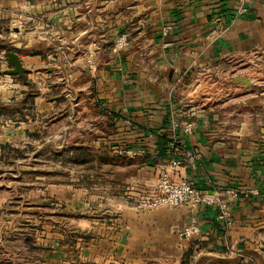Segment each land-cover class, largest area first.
I'll use <instances>...</instances> for the list:
<instances>
[{"label": "crops", "instance_id": "1", "mask_svg": "<svg viewBox=\"0 0 264 264\" xmlns=\"http://www.w3.org/2000/svg\"><path fill=\"white\" fill-rule=\"evenodd\" d=\"M240 5L0 0V52L16 51L26 69L23 78L0 60V168L25 156L41 175L42 204L53 198L74 233L91 232L67 243L70 228L44 222L40 207L42 264H264V0L237 14ZM122 32L130 44L114 54ZM176 139L199 157L169 168L172 180L209 192L260 187L231 200L230 229L201 206V232L180 239L194 210L136 207ZM51 173L72 186L48 191Z\"/></svg>", "mask_w": 264, "mask_h": 264}, {"label": "rangeland", "instance_id": "2", "mask_svg": "<svg viewBox=\"0 0 264 264\" xmlns=\"http://www.w3.org/2000/svg\"><path fill=\"white\" fill-rule=\"evenodd\" d=\"M0 60L4 61L0 52ZM16 155L18 162L11 160L0 168V264H42V245L39 242L41 234V222L59 220L70 228L68 214L58 210L56 201L50 198L43 205V200L37 198L38 192L43 189V181L38 170L27 169L21 164L25 156ZM24 157V158H23ZM24 162V161H23ZM45 167L42 168L44 170ZM45 171V170H44ZM40 177V178H37ZM48 191H57L62 185H71L67 178L51 173L45 183ZM46 208L49 219H41L38 209ZM60 211V212H59ZM45 215V216H46ZM71 228L67 230V243H71L74 234L89 236L91 232L74 233Z\"/></svg>", "mask_w": 264, "mask_h": 264}, {"label": "built area", "instance_id": "3", "mask_svg": "<svg viewBox=\"0 0 264 264\" xmlns=\"http://www.w3.org/2000/svg\"><path fill=\"white\" fill-rule=\"evenodd\" d=\"M250 0H240L241 5L237 10V14H243L246 11L245 4ZM130 44L129 35L127 32L120 33L114 43L111 51L114 54H119L126 49ZM50 59L53 55H49ZM173 128H178L179 123L176 120L171 122ZM185 133L193 131V123L186 122L182 126ZM180 141L174 140L175 156L168 163V169L161 171L160 176L151 191H148L145 196L136 202V207L141 210L153 209L161 206H186L193 211L191 221L188 225L182 227L178 232L180 239H188L201 232V224L198 215L195 212L201 206L215 207L217 210L216 219L225 229H230L234 225V219L231 214L232 199H237L244 195L261 194L260 187L256 186L249 189L242 188H227L209 192L195 186L187 179L174 181L171 179L169 168L181 166L184 162H195L199 154L192 152L187 148L180 147ZM130 156L146 155L147 148L127 149L124 151Z\"/></svg>", "mask_w": 264, "mask_h": 264}, {"label": "water", "instance_id": "4", "mask_svg": "<svg viewBox=\"0 0 264 264\" xmlns=\"http://www.w3.org/2000/svg\"><path fill=\"white\" fill-rule=\"evenodd\" d=\"M4 57L8 64L12 66L9 69L10 73L18 74L23 78L26 77V69L24 68L22 61L20 60V57L16 51L8 50L4 53ZM236 80L242 82L245 87H249L251 85L250 79L246 76H237Z\"/></svg>", "mask_w": 264, "mask_h": 264}]
</instances>
